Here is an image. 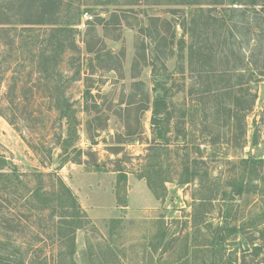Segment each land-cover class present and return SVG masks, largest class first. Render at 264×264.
<instances>
[{
    "label": "rangeland",
    "instance_id": "1",
    "mask_svg": "<svg viewBox=\"0 0 264 264\" xmlns=\"http://www.w3.org/2000/svg\"><path fill=\"white\" fill-rule=\"evenodd\" d=\"M57 1L53 25L35 27L25 24L41 0H0V173L11 176L0 179V243L9 260L210 264V254H194L212 240L192 219L194 199L207 196L199 182L220 190L196 213L213 227L254 221L264 200L223 202L243 160H262L264 172V0ZM67 24L70 32L52 31ZM193 43L204 55L190 58ZM156 97L172 115L165 142L152 134ZM55 179L81 210L73 251L57 226ZM249 233L229 238L228 264L260 262L242 255L260 243Z\"/></svg>",
    "mask_w": 264,
    "mask_h": 264
},
{
    "label": "trees",
    "instance_id": "2",
    "mask_svg": "<svg viewBox=\"0 0 264 264\" xmlns=\"http://www.w3.org/2000/svg\"><path fill=\"white\" fill-rule=\"evenodd\" d=\"M42 3V10L36 11L35 14L31 15L30 18L32 19V22L26 23L25 25L28 26H35V27H41V26H51L53 24H50L47 20L55 15V9L58 4L57 0H41ZM258 0H249L250 4L257 3ZM263 5V4H262ZM261 5V6H262ZM51 7H53L51 9ZM199 11H203L202 8H199ZM262 15L264 14V7L261 10ZM258 15V14H257ZM262 15H259V19L262 18ZM261 17V18H260ZM70 24H67L66 26L60 27V28H53V32H70L68 27ZM204 48L198 47L197 43L190 44L189 46V56L190 58L202 56L204 55ZM262 68H264V64L262 65ZM226 74V70L222 73H218L217 77L223 78ZM209 78V77H208ZM256 82V81H255ZM90 96V92L86 91L84 94V99L87 100ZM203 96V95H202ZM254 103V98L251 97L248 105V109L251 108V106ZM69 107L66 105L64 111L61 112V117L66 120L67 123L70 121V117L68 114ZM172 118V115L170 114L169 110L167 109V105L165 103L164 97H156L153 102L152 110H151V127H152V134L154 138L158 141H167L165 136V128L167 124H169L170 120ZM62 144L63 146V152H66L67 147L70 145L67 144V139H64ZM158 146H155V148ZM68 158H65L62 163L68 162ZM243 167H242V176L239 180H235L229 184V187H231V195L228 196V198H225L223 202L229 201L231 204L232 201H235L236 198H242L245 196H250L253 194H258L261 196V199L264 197V172H263V162L262 160L257 159H245L242 161ZM193 169V168H192ZM153 171L146 170L145 172V178L147 182V186L149 190L152 193H156L154 189V185L151 181V174ZM36 178H39L41 181L42 174L36 173L32 174ZM122 175V174H120ZM192 178L198 177V172L195 169L193 173H191ZM8 174L0 173V179L5 180L10 178ZM49 178H55L54 175L47 176ZM120 177H125L122 175ZM58 183L59 189L56 192V197L60 201L59 207L57 208L60 210V219L57 222V226L60 232L61 237L64 239V241L68 242L69 247L71 251H73L74 247V233L75 231L82 229V226L84 224L83 218L80 216V208L78 204L76 203V200L74 197H72L70 191L62 184L60 180H56ZM166 181L161 182V187L164 186V183ZM188 183V182H186ZM218 188V189H217ZM215 186L214 183L210 182L209 180L207 182H199L197 191H200L201 195L206 194L207 196L204 198H198V200L194 199L193 202V210L194 215L192 217L194 227H197L198 230L200 228H203L205 231H209V233H212V240L208 244H201L200 246H197L194 254L199 253L203 254V257H206L208 254L212 256V259L210 264H228L227 256L225 255L226 249L229 242V238L232 236H235L236 234H245L247 232H250V235H258L260 237L258 240L260 241L259 244L253 243V241L249 242L251 244V251L244 250L242 255H245V253L253 255L255 257H262L260 262L258 261L257 264H264V200L260 204L259 213L255 215L254 221H249L246 224H242L239 227H235L234 225L231 226L228 225H217L215 227L212 226L209 222L204 221V213L201 212L200 214V222H198L197 219V211L199 212V209H203L205 205H212L213 201H216L219 196V187ZM223 195L226 197V192L222 191ZM34 195L36 197H40L41 199H38L40 201V205H45V200L43 198L46 197V193L41 192L40 188L38 187L36 191L34 192ZM198 201V202H197ZM219 201V200H218ZM67 203V204H65ZM228 203V202H227ZM227 205V204H226ZM231 206H226L225 210L226 212L231 211ZM65 228V229H62ZM67 229V230H66ZM253 237V236H252ZM248 245V244H247ZM71 254V253H70ZM11 254L7 251V247L5 245H2L0 243V264H18L17 261H10ZM15 259V258H14ZM203 263L206 264L205 261ZM240 264H246L245 257L242 256V261Z\"/></svg>",
    "mask_w": 264,
    "mask_h": 264
}]
</instances>
